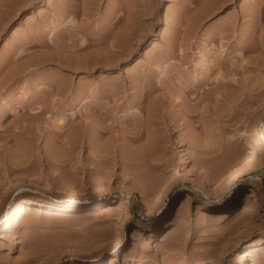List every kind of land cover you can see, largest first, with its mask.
Here are the masks:
<instances>
[{"label":"rangeland","instance_id":"rangeland-1","mask_svg":"<svg viewBox=\"0 0 264 264\" xmlns=\"http://www.w3.org/2000/svg\"><path fill=\"white\" fill-rule=\"evenodd\" d=\"M70 1L1 20L0 219L35 191L22 176L126 209L30 206L0 264H264V163L225 183L264 140V0Z\"/></svg>","mask_w":264,"mask_h":264},{"label":"bare ground","instance_id":"bare-ground-1","mask_svg":"<svg viewBox=\"0 0 264 264\" xmlns=\"http://www.w3.org/2000/svg\"><path fill=\"white\" fill-rule=\"evenodd\" d=\"M17 2H18V0H5L3 3L1 2L2 5H1L0 8L2 10L0 11V13H1L0 14V24H1L2 18L4 17V12L5 13L6 12L8 13L10 8L12 9V8L16 7ZM70 4H71V1L70 0H66L65 6H64L65 7V10L63 9V12H62V14L64 16H68V15L71 14L72 10H71ZM73 20H75V19H72V21ZM133 28H135V27H133ZM77 33L78 32L76 31L72 35H76ZM124 36L128 38V33H126V35L124 34ZM122 39H123V37H122ZM74 41H75V39L73 40V42ZM119 41L117 40V41H115V43L116 42H119ZM124 41H126V40H124ZM121 42H122V44L121 45H118V47L120 46V48L121 47L122 48L123 47L125 48L126 45L124 46V43H123L122 40L119 43H121ZM101 43H103V42H101ZM93 44H94V42H93ZM104 44H105V41H104ZM70 45L72 46L73 43H69V46ZM111 45H116V44L113 43ZM129 48L130 47H128V49ZM116 51H118V50H116ZM113 52H115V51H113ZM123 52H125V51H123ZM123 54H125V53H123ZM221 94H222V91H221ZM217 95H219V94H217ZM217 97H219V96H217ZM217 97H216V99H217ZM205 104H204V106L206 107ZM196 109H197V107H196ZM204 115H206V114H204ZM23 147H22V149L25 148V147L24 148ZM181 150H186V149L185 148H181ZM258 163H264V140H263V142L261 143V145L259 147H257L256 149H254L253 151H251L250 153H248L246 155V157L244 159H242L241 162L236 167H234L233 169H231L230 171H228V173L226 174V177H225V180H226L225 183L227 184L228 182L229 183H232V182H236V181L239 183V178L241 176L245 175L248 171L251 170L252 167H254ZM17 181L19 182V184L28 185L30 189L35 190V191H31V194L30 195H23L17 201V203L12 207V209L9 212L6 213V217H2L0 219V234L1 233L7 234L8 231L12 227H14V225L20 224L22 217H24V216L27 215V213H28V210L27 209H28V207L30 208V206L31 207H34L37 210L42 211V212H46V213H54V212H57V213H60V214H68V212H71V211H75V212L98 211L99 212V211L108 210V209H116L117 211L126 209V203H127L126 196H116L115 195V197L113 199H110L111 201H107V199L106 200L102 199L101 200V203L99 205H97L96 207L94 206L95 203L94 204L76 205L73 202L69 201V200H72L73 195L70 196L69 193L67 194V191H66L67 188H65L64 185H60V183H57L58 185L57 184L56 185H57L58 189L61 191L59 193V196L62 197L61 198L62 200L61 201H54L53 202V201H47V200L42 199V196L41 195H38V193L47 194V191L44 190V189H42L40 187V185L37 184L36 182H34V181L30 180L29 178H27V176L18 177L17 178ZM56 182H58V181H56ZM238 185L241 186L240 183ZM95 188L97 189V192L99 193V195H105L106 193H110V192H114L115 193V191L113 190L114 185H112V184H103V185H100V186H96ZM29 192H27V193H29ZM128 195L129 196H132L133 193L131 191H128ZM233 197L230 198V201L233 199ZM2 200L3 199L1 198V203H2ZM117 202H118V204H117ZM104 205H105V207H103ZM171 225H172V222L170 220H167L165 222V229L170 228ZM137 234L138 233L136 231H134L133 234L131 235V238H135L137 236ZM125 237H128V236H125ZM125 237H122L121 241ZM259 247L260 246L258 245L257 241H254L251 245H249L248 247H246V249L244 250L245 255L252 256L259 249ZM250 259H251L250 257L249 258L243 257L240 262H241V264H250ZM117 260H118V257L114 255L113 257H111L110 263L111 264H115ZM131 260H133V259H131Z\"/></svg>","mask_w":264,"mask_h":264}]
</instances>
